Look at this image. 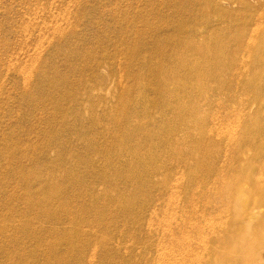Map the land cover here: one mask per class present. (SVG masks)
I'll use <instances>...</instances> for the list:
<instances>
[{
	"label": "rangeland",
	"instance_id": "obj_1",
	"mask_svg": "<svg viewBox=\"0 0 264 264\" xmlns=\"http://www.w3.org/2000/svg\"><path fill=\"white\" fill-rule=\"evenodd\" d=\"M237 248L264 264V0H0V264Z\"/></svg>",
	"mask_w": 264,
	"mask_h": 264
},
{
	"label": "bare ground",
	"instance_id": "obj_2",
	"mask_svg": "<svg viewBox=\"0 0 264 264\" xmlns=\"http://www.w3.org/2000/svg\"><path fill=\"white\" fill-rule=\"evenodd\" d=\"M185 56V55H184ZM178 59V64H180V60H183V58L182 57H177ZM177 64V65H178ZM231 69H232V67H231ZM213 70V69H212ZM156 71V70H155ZM212 73V72H211ZM212 75V74H211ZM166 77V76H165ZM163 78V77H162ZM162 80V79H161ZM165 80V79H164ZM163 80V81H164ZM167 80H168V78H167ZM178 80V79H177ZM181 80V79H180ZM167 84V83H166ZM179 88V87H178ZM205 88V87H204ZM181 90H183V88H180ZM229 90V89H228ZM185 91H186V89H185ZM227 92V91H226ZM184 93V92H183ZM167 100V99H166ZM166 102V101H165ZM182 104V102H180V105ZM169 106H171V104H168ZM175 105L177 106V104L175 103ZM174 105V106H175ZM167 106V105H166ZM166 106H165V108H166ZM183 106L184 107H182V109L184 110V113L181 115V116H188V117H194V114H193V112H192V114H188V112H189V108H186V106L183 104ZM178 107H180V106H178ZM177 107V108H178ZM169 108V107H168ZM168 108H166V109H168ZM186 108V109H185ZM181 109V110H182ZM188 110V111H187ZM191 110V109H190ZM180 111V110H179ZM189 113H191V112H189ZM196 116V115H195ZM197 116L199 117V115H198V113H197ZM182 119H184L183 117H182ZM182 119H181V121H182ZM188 119V118H187ZM194 119V118H193ZM186 120V119H185ZM189 120V119H188ZM190 120H191V118H190ZM176 121V120H175ZM180 121V122H181ZM184 121V120H183ZM195 121H196V119H195ZM186 122V121H185ZM193 122H194V120H193ZM212 122V121H211ZM182 123V122H181ZM181 123H179V125L181 124ZM190 123V122H189ZM191 123H192V120H191ZM191 123H190V125H191ZM195 123H198V121L197 122H195ZM182 124H185V123H182ZM188 124V123H187ZM212 124V123H211ZM187 126V125H186ZM198 126V125H197ZM134 127V126H133ZM189 127V126H188ZM191 127V126H190ZM141 128V127H140ZM161 128V127H160ZM165 128V127H164ZM182 128V127H181ZM184 128V127H183ZM193 128V127H192ZM210 128V127H209ZM208 129V128H207ZM176 131V130H175ZM199 132H197V135H198V138H203L205 135H204V132L202 131V129H201V127H200V129L198 130ZM147 132V131H146ZM155 132V131H154ZM194 132V131H193ZM218 133V132H217ZM158 134V133H157ZM160 134H161V131H160ZM196 134V133H195ZM150 134H148V136H149ZM191 135H194V133L193 134H191ZM207 135V134H206ZM130 136V135H129ZM147 136V137H148ZM154 136V135H153ZM175 136H177V135H175ZM195 136V135H194ZM178 137V136H177ZM129 138V137H128ZM131 138V137H130ZM130 138H129V140H130ZM143 138V137H142ZM149 138V137H148ZM158 138V137H157ZM162 138V137H161ZM173 138H174V136H173ZM183 138V137H182ZM186 138V137H185ZM197 138V137H196ZM147 139V138H146ZM178 139H180V138H178ZM177 139V140H178ZM193 139V138H192ZM131 140H132V138H131ZM143 140V139H142ZM142 140H140V143L142 142ZM145 140V139H144ZM143 140V142L145 143V141ZM160 140V139H159ZM194 140H197V139H195L194 138ZM202 140L203 139H201V142H196V143H199L200 144V146H201V144L203 143L202 142ZM205 140V139H204ZM124 141V140H123ZM128 141V140H127ZM179 141V140H178ZM198 141V140H197ZM119 142V141H118ZM121 142H122V140H121ZM132 142V141H131ZM186 142V141H185ZM134 143V142H133ZM180 143V142H179ZM179 143H177V144H179ZM124 144V143H123ZM130 144H132V143H130L129 142V145ZM134 144H136V142L134 143ZM139 143H137V145H138ZM122 145V144H121ZM125 145H126V142H125ZM141 145H143L142 143H141ZM131 146V145H130ZM133 147V146H132ZM136 147V146H135ZM143 147V146H142ZM142 147H140V149L142 148ZM137 148L139 149V147L137 146ZM136 148V149H137ZM202 148V147H201ZM201 148H199L198 149V161H197V165H196V167H198L195 171H197V172H199V173H201V170H202V166L204 167V164H202L203 162H204V160L207 162V159H205V157L206 158H208V156L209 155H206L207 154V152H204L203 150H201ZM136 149H135V151H136ZM137 149V150H138ZM187 151V150H186ZM197 151V150H196ZM195 151V152H196ZM211 151V150H210ZM214 151V150H213ZM133 153V152H132ZM136 153H139V150H138V152H136ZM162 153V152H161ZM206 153V154H205ZM184 154V153H183ZM189 154V153H188ZM194 154V153H193ZM192 154V155H193ZM209 154V153H208ZM212 154V153H211ZM210 154V155H211ZM180 155V154H179ZM122 156V155H121ZM129 156V155H128ZM131 156V155H130ZM136 156V155H135ZM137 156H138V154H137ZM217 156V155H216ZM126 157V156H125ZM151 157V156H150ZM135 158V157H134ZM210 158V157H209ZM125 159V158H124ZM129 159H131V158H129ZM152 159V158H151ZM154 159V158H153ZM127 161H130V160H127ZM153 162V161H152ZM205 163V162H204ZM153 164V163H152ZM128 165V164H127ZM194 165V166H195ZM202 165V166H201ZM214 165V164H213ZM218 165V164H217ZM133 166V165H132ZM144 166V165H143ZM136 167V166H135ZM205 167H206V165H205ZM131 168H133V167H131ZM140 168V167H139ZM208 168V167H207ZM212 168H214V167H212ZM212 168H210V170L212 169ZM136 169H137V167H136ZM142 170H143V168H141ZM140 169V170H141ZM209 169V168H208ZM219 169V168H218ZM139 170V169H138ZM142 170H141V172H142ZM207 170V169H206ZM214 170V169H213ZM209 171V170H208ZM216 171V170H215ZM140 172V173H141ZM203 173V172H202ZM206 173H209V172H206ZM210 174V173H209ZM197 175V174H196ZM212 175V174H211ZM200 176V175H199ZM171 177V176H170ZM194 177H192V179H193ZM197 178H199V177H197ZM221 178V177H220ZM191 179V180H192ZM195 179V178H194ZM203 179V178H202ZM206 179V178H205ZM197 180V179H196ZM200 180V179H199ZM240 180V179H239ZM242 180V179H241ZM193 182H195V181H193ZM193 182H192V186H193ZM190 183H191V181H190ZM207 183H209V182H207ZM219 183H216V185H218ZM191 185V184H190ZM215 185V186H216ZM191 186V187H192ZM203 186H205V184L203 185ZM207 186V185H206ZM220 188H219V190L218 191H220V193H218L219 194V196L221 197V198H223L224 197V190H223V188H221L222 186L220 185L219 186ZM205 188V187H204ZM204 188H202V189H204ZM213 188V187H212ZM147 192V191H146ZM209 192V191H208ZM207 192V193H208ZM146 194V193H145ZM206 194V193H205ZM211 194V193H210ZM131 196V195H130ZM130 196H129V198H130ZM136 196V195H135ZM137 196H141V195H139V194H137ZM146 195H144V197H145ZM209 196V195H208ZM133 197H134V195H133ZM137 198H139V197H137ZM124 199V198H123ZM131 199V198H130ZM134 199H136V198H134ZM145 200H146V198H144ZM211 199V198H210ZM225 199V198H224ZM137 200V199H136ZM135 200V201H136ZM122 201V200H121ZM123 201H127L128 202V199L126 200V197H125V200H123ZM135 201H132V202H135ZM152 201V200H151ZM141 203V202H140ZM176 203L177 202H174V205H176ZM194 203V202H193ZM133 204V203H132ZM132 204H130V206H132ZM134 204H136V203H134ZM145 204V203H144ZM125 205H127V204H125ZM187 207V206H186ZM247 207V206H246ZM148 208V207H147ZM185 209H187V208H185ZM197 209V208H196ZM189 210V209H188ZM177 211V210H176ZM181 211V210H180ZM165 213V212H164ZM173 213V212H172ZM190 213V212H189ZM176 214V213H175ZM238 214V213H237ZM157 215V214H156ZM172 215V214H171ZM192 215V214H191ZM181 216V215H180ZM196 216V215H195ZM241 216V215H240ZM197 217V216H196ZM182 218H183V216H182ZM193 219V218H192ZM224 219H225V217H224ZM150 220V219H149ZM177 220V219H176ZM191 221V220H190ZM189 221V222H190ZM184 222V221H183ZM168 223V222H167ZM150 225V224H149ZM148 225V226H149ZM156 225V224H155ZM189 225V224H188ZM191 225V224H190ZM166 226V225H165ZM150 227V226H149ZM186 228V227H185ZM180 229V228H179ZM147 230V229H146ZM175 230V229H174ZM188 230V229H187ZM160 231V230H159ZM179 231V230H178ZM185 231H186V229H185ZM161 232V231H160ZM168 232V231H167ZM175 232V231H174ZM188 232V231H187ZM173 233V232H172ZM180 233H181V231H180ZM189 233V232H188ZM167 234V233H166ZM178 234V233H177ZM161 235V234H160ZM167 235H169V234H167ZM172 235V234H171ZM174 235V234H173ZM158 236V235H157ZM171 237V236H170ZM169 237V238H170ZM231 237V236H230ZM233 239V238H232ZM230 241V240H229ZM176 242H177V240H176ZM190 244V243H189ZM183 245H185V244H183ZM161 246H162V244H161ZM189 247V246H188ZM231 247V246H230ZM247 248V247H246ZM159 249V248H158ZM215 249V248H214ZM230 249V248H229ZM238 249V248H237ZM205 250V249H204ZM158 252H159V250H157ZM175 251V250H174ZM246 251V250H245ZM244 250H237L236 252H235V255H234V253L233 254H230L231 255V258L232 259H230L229 260V262H228V259H227V261L225 260V258H221V257H217L216 258V260H217V262H218V264H248V261L250 260V259H247L246 257H247V253H244L245 252ZM247 252V251H246ZM166 253H167V251H166ZM227 253H231V250L228 252L227 251ZM199 254V253H198ZM251 254V253H250ZM249 254V255H250ZM228 255V254H227ZM229 256V255H228ZM235 256V257H234ZM225 257V256H224ZM252 257V256H251ZM250 258V257H249ZM165 264H172V263H170L169 262V259H166L165 260Z\"/></svg>",
	"mask_w": 264,
	"mask_h": 264
}]
</instances>
